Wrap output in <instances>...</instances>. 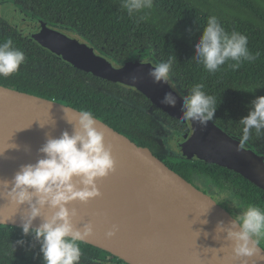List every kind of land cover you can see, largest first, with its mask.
Masks as SVG:
<instances>
[{"label":"water","instance_id":"water-1","mask_svg":"<svg viewBox=\"0 0 264 264\" xmlns=\"http://www.w3.org/2000/svg\"><path fill=\"white\" fill-rule=\"evenodd\" d=\"M0 17L22 35L83 71L110 80L150 99L186 127L160 139L164 153L199 160L241 174L264 190V155L248 144L237 151L239 137L213 121L206 126L183 120V94L148 76L150 63L129 61L116 66L91 46L62 33L56 26L22 11L12 2L0 3ZM135 75L133 82L129 77ZM177 96L175 106L161 103L166 92ZM78 109L35 94L0 84V225L20 228L27 205H15L3 195L4 181H11L22 164L35 163L38 149L48 137L72 133ZM97 119L104 142L111 146L115 170L96 181L100 195L87 202L74 200L75 227L91 223L93 231L83 242L107 251L128 264H264V248L258 244L251 257H236L232 241L218 229L233 215L211 195L142 146ZM72 120V124L68 122ZM11 185H9V188ZM42 214H50L47 208ZM41 218L33 221L38 226ZM116 226L113 236L105 233Z\"/></svg>","mask_w":264,"mask_h":264},{"label":"trees","instance_id":"trees-1","mask_svg":"<svg viewBox=\"0 0 264 264\" xmlns=\"http://www.w3.org/2000/svg\"><path fill=\"white\" fill-rule=\"evenodd\" d=\"M4 1L14 3L22 11L53 26L82 34L91 45L117 60H124L129 53L141 48L151 51L159 63L167 61L170 56L176 57L170 78L178 89L185 96L193 85L202 83L203 90L213 95L218 104L212 121L237 137L242 135L239 119L247 114L250 101L264 95L263 0H153V8L144 10L147 12L144 20L140 19L143 13L129 16L122 8L121 0H0V3ZM212 15L218 17L226 31L236 30L247 36L249 51L259 53L255 61H244L236 70L228 66L233 63L228 61L215 73H209L195 62L193 44ZM9 38L25 53L26 59L18 72L7 78L0 77L1 85L78 110H89L118 132L132 138L140 113L133 101L121 94L126 90L65 62L0 17V42ZM134 95L139 94L125 96L132 98ZM146 100L150 102L148 98ZM156 108L178 128H185L180 120ZM135 142L140 144L137 140ZM247 144L264 155V135L257 137L253 129ZM180 158V162L190 169V162L182 156ZM203 165L233 175L234 183L248 193L244 198L249 205L264 209L262 188L230 169L207 162ZM170 166L180 173L179 166ZM19 240L24 243H16ZM80 248L79 264H110L101 257L102 249L83 241H80ZM0 264H43L39 244L31 236L23 235L21 228L0 225Z\"/></svg>","mask_w":264,"mask_h":264},{"label":"clouds","instance_id":"clouds-1","mask_svg":"<svg viewBox=\"0 0 264 264\" xmlns=\"http://www.w3.org/2000/svg\"><path fill=\"white\" fill-rule=\"evenodd\" d=\"M121 6L129 16L143 13L141 20L154 6L153 0H121ZM246 35L232 30L226 31L215 15L207 18L202 33L193 44V59L209 73L217 72L228 61V66L236 70L244 61L253 62L259 53L249 51ZM25 53L13 45L12 39L0 42V77L7 78L18 72L25 61ZM176 57L151 66L148 76L154 83L162 82L174 89L170 72ZM135 82L138 77H129ZM202 83L191 87L183 96L181 103L182 119L198 122L206 126L213 120L217 102L213 95L207 94ZM177 96L166 92L161 103L175 106ZM78 115L68 120L73 131H63L59 137H48L38 149L43 154L35 163L22 164L11 181L5 180L4 196L15 205H27L26 214L21 216V232L31 236L39 244L43 264H79L81 258L80 241L93 231L91 223L83 225L82 230L75 227L72 217L74 209L67 205L74 201L87 202L100 195L96 181L115 170L111 146L104 142V133L97 128V119L89 110H79ZM242 126L237 151L244 149L252 130L257 137L264 135V95L250 101L247 114L239 119ZM9 185L11 187L9 188ZM47 208L50 214H42ZM41 218L38 226L33 221ZM2 223V222H0ZM218 229L225 238L232 241L231 250L236 257H251L256 246L264 241V209L250 204L229 221L227 227L218 222ZM116 226L105 235H114ZM16 243L23 244V240ZM241 264H248L242 260Z\"/></svg>","mask_w":264,"mask_h":264},{"label":"flooded vegetation","instance_id":"flooded-vegetation-1","mask_svg":"<svg viewBox=\"0 0 264 264\" xmlns=\"http://www.w3.org/2000/svg\"><path fill=\"white\" fill-rule=\"evenodd\" d=\"M56 27L62 33H65L71 37H76L81 42L91 46L101 57L107 59L116 66H122L129 61H139L141 63H150L152 65L159 63L155 55L147 48L137 49L129 53L124 60H117L113 57L104 54L101 50L91 45L86 40V38L82 36V34L70 31L66 28L59 27L57 25ZM122 88L126 90L121 92L123 97L125 99H128L129 101L132 100L133 106H135L138 109V112L140 113L138 117L140 119L136 121L135 126L132 130V140H137L140 145L148 147L151 151H153L158 157H160L169 165L173 164V166H179L181 169L180 173L186 179L191 181L196 187H198L202 191L211 195L221 205H223V207L233 216L239 214V212H241L244 208L249 205L247 198H244V196H247L248 193L241 190L238 184L234 183L233 175H230L229 173L219 170L213 166H202V163H204L203 161H200L201 164H198L199 160L192 159H187L191 164V168L189 169L187 166L180 162L181 158L176 153H164L163 148H161L159 145V140L173 136L176 133H184L187 131L186 127L184 128L185 130L183 128L182 130L178 128L173 120L169 119L168 116L157 110V105H155L150 99H148L150 101L148 102L146 100L147 97H144L143 95L135 92L134 90L132 92V89H128L125 87ZM131 94H139L140 96L134 95L132 98L129 97L130 99L125 96ZM200 167L203 168L201 169ZM260 245L264 248V241H262ZM101 257L104 259V261L110 264H128L123 260L121 262V259L115 257L107 251L101 252Z\"/></svg>","mask_w":264,"mask_h":264},{"label":"rangeland","instance_id":"rangeland-1","mask_svg":"<svg viewBox=\"0 0 264 264\" xmlns=\"http://www.w3.org/2000/svg\"><path fill=\"white\" fill-rule=\"evenodd\" d=\"M263 4H264V0H263Z\"/></svg>","mask_w":264,"mask_h":264}]
</instances>
